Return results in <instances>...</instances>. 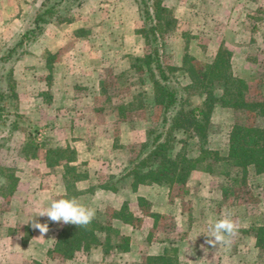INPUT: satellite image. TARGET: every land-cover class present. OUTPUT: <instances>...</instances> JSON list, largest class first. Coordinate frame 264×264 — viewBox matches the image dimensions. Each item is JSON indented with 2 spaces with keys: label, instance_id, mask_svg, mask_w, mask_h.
Here are the masks:
<instances>
[{
  "label": "rangeland",
  "instance_id": "1",
  "mask_svg": "<svg viewBox=\"0 0 264 264\" xmlns=\"http://www.w3.org/2000/svg\"><path fill=\"white\" fill-rule=\"evenodd\" d=\"M146 1L151 22L156 29L158 59L167 72L169 82L177 90L175 106L165 114L163 124L160 123L161 109L152 102L150 96L149 73L142 66L145 64L141 55L149 47L138 33L145 25L139 0H0L1 193L11 180L15 154L21 152L18 148L22 141L24 145L21 150L28 152L31 146L29 141L42 142L45 138L42 134H36L38 130L35 127L27 128L29 116L25 106L31 94L36 91L47 100L49 81L44 76L47 74L49 80V73L44 72L45 66L39 57L48 65L54 60L65 59L67 54L69 58H74L73 50L80 51L82 65L87 63L88 66L89 63H98L101 58L104 59L106 65L101 72V80L110 94L116 95L119 100L133 95L130 103L135 113L130 117L140 122L137 124L141 126L137 127L140 134L138 132L135 139L120 147L121 156L129 155L134 159L133 164L144 159L149 149L147 141L158 128H162V139L168 138L165 140L168 143L171 139H184L182 149L187 150V153H192L194 149L196 151L200 144L224 152L225 132L233 115L230 109L217 105L211 108L204 139L198 137L190 124L184 130L172 128L171 119L179 109L186 111L190 107L199 106L203 95L200 91L209 90L214 94L219 92L214 84L215 79L208 82L211 75L207 72L204 74L205 64L211 61L217 49L222 51L220 54L225 60L224 67L221 65L217 69L224 71L226 66V71L233 76H242L244 71L243 75L248 74L250 62L246 59L247 63L241 65V56L254 53L261 55L264 52V0ZM44 7H50V11L45 15L46 20L41 23L39 32L18 44L16 41L22 31L31 25L34 12ZM32 42L42 47L56 45L57 48L51 52L44 48L40 55H36L30 46ZM134 55H140V59L134 58ZM124 59H133L134 71L116 75V69L123 67ZM23 68L31 71L23 73ZM88 85L89 82L79 85L76 90L87 91ZM21 93L25 95L23 98L19 96ZM145 96L146 102L143 100ZM100 100L102 94L94 102L107 105ZM144 127L145 135L142 130ZM19 139L21 141L16 143ZM176 145L180 143L176 141ZM249 186L251 200L247 202L248 207L246 203L237 202L239 195L248 194H241L235 190L236 186L223 200L224 203H232L230 206L226 204L224 210L236 223L237 232L231 237V244L225 245V254H221L220 246L212 247V252L217 250L221 254H211L213 262L264 264V247L252 246V229L249 228L251 224L257 225L260 215L264 213V175L252 180ZM147 260V257L141 259L142 264Z\"/></svg>",
  "mask_w": 264,
  "mask_h": 264
},
{
  "label": "crops",
  "instance_id": "2",
  "mask_svg": "<svg viewBox=\"0 0 264 264\" xmlns=\"http://www.w3.org/2000/svg\"><path fill=\"white\" fill-rule=\"evenodd\" d=\"M30 46L36 55L44 48L50 52L57 48L34 42ZM72 54L74 58L67 54L65 59L48 65L39 57L44 72L49 73V80L47 74L44 76L49 81L47 100L36 91L28 105L23 102L29 116L27 128L35 127L36 134L45 138L42 142L29 141L28 152L21 150L22 141L18 148L21 152L15 154L11 180L0 192V264H142L144 257L156 255L171 257L181 264H218L211 256L214 252L218 256L225 254V245H219L223 253L212 252L203 234L209 222L226 213L227 203L215 177L192 168L182 182H135L130 170L134 159L119 154L120 147L140 134V122L130 117L135 113L130 103L133 95L119 100L105 89L101 80L106 65L103 58L87 66L80 63V51L73 50ZM133 59H124L116 75L133 72ZM246 63L243 54L241 65ZM26 69L23 73L31 71ZM88 82L87 91L76 90ZM101 94L100 101L107 105L94 102ZM142 130L145 135L146 128ZM65 192L96 209L95 218L85 227L92 240L85 238L86 246L81 240L67 256L55 251L54 243L63 227L74 230L77 226L35 215ZM33 221L47 223L48 232L41 236L32 227ZM105 223L117 236L127 237L125 247L115 246L117 236L107 239L101 229ZM251 242L254 246L253 234Z\"/></svg>",
  "mask_w": 264,
  "mask_h": 264
},
{
  "label": "trees",
  "instance_id": "3",
  "mask_svg": "<svg viewBox=\"0 0 264 264\" xmlns=\"http://www.w3.org/2000/svg\"><path fill=\"white\" fill-rule=\"evenodd\" d=\"M139 1L141 15L145 23L140 32L144 43L149 47L146 48L141 60L149 73L151 99L161 109L160 123L163 124L166 119L165 114L175 106L177 90L169 82L167 72L158 59L156 29L150 19L151 14L147 1ZM49 11L50 7L36 10L30 20L31 25L22 31L16 42L21 44L24 40L35 36L40 30L41 23L45 22V15ZM220 53L222 51L217 49L211 61L204 66L206 69L204 74L207 72L211 75L208 82L215 79L214 84L219 92L214 94L209 90L200 91L203 93L200 105L190 107L186 111L182 109L176 111L171 119V127L184 130L190 124L198 137L204 139L208 113L211 108L214 105L228 108L233 115L225 132L224 152L221 153L216 148L200 144L197 145L196 151L194 149L195 154L191 155L187 153V150L182 149L184 139H171L168 143L165 141L168 138L162 139V128H158L147 141L149 147L147 156L137 160L130 170L135 182L171 183L173 181L182 182L192 168L202 169L215 177L223 199H226L227 194L235 186V190L240 191L241 194L247 193V196L239 195L237 202L246 203L245 206L248 207L247 202L251 200L249 185L252 180L264 175V52L261 55L258 53L256 55H254L255 53L246 54V59L250 62V69L247 75L242 76L231 75L229 71H226V66L223 68L224 71L217 69L221 65L224 67L225 62ZM176 141L180 143L179 146L176 145ZM247 181L250 182L247 183ZM250 226L254 245L264 247V213L260 215L257 225L251 224ZM101 229L107 234V239L117 236V232L109 224H103ZM90 236L89 229L85 227L70 230L65 226L59 231L53 248L67 256L77 244L79 245L81 240L84 241L85 238L92 240ZM117 238L115 246L125 247L127 237L118 234ZM82 244L86 246L88 242L84 241ZM147 259L145 264H177L171 257L163 255L147 257ZM33 264L41 263L34 261Z\"/></svg>",
  "mask_w": 264,
  "mask_h": 264
},
{
  "label": "clouds",
  "instance_id": "4",
  "mask_svg": "<svg viewBox=\"0 0 264 264\" xmlns=\"http://www.w3.org/2000/svg\"><path fill=\"white\" fill-rule=\"evenodd\" d=\"M35 215L46 216L52 222L74 224L77 227H87L95 218L96 209L85 205L75 197H69L65 192L60 198L52 199L47 207ZM32 227L38 229L41 236L48 232L47 223L33 221ZM237 232V225L230 214L225 215L207 225V232L203 233L208 238L206 243L212 247L217 245H230L231 237Z\"/></svg>",
  "mask_w": 264,
  "mask_h": 264
}]
</instances>
